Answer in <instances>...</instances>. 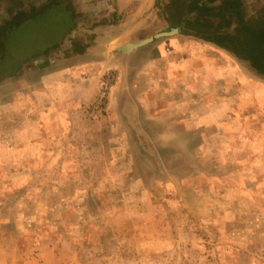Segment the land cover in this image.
<instances>
[{
    "label": "rangeland",
    "instance_id": "obj_1",
    "mask_svg": "<svg viewBox=\"0 0 264 264\" xmlns=\"http://www.w3.org/2000/svg\"><path fill=\"white\" fill-rule=\"evenodd\" d=\"M179 1L158 0L173 26ZM229 6L198 12L264 23V0ZM207 49L223 68L160 47L173 66L133 71L122 91L110 71L81 107L41 84L71 62L0 81V264H264V76Z\"/></svg>",
    "mask_w": 264,
    "mask_h": 264
},
{
    "label": "crops",
    "instance_id": "obj_2",
    "mask_svg": "<svg viewBox=\"0 0 264 264\" xmlns=\"http://www.w3.org/2000/svg\"><path fill=\"white\" fill-rule=\"evenodd\" d=\"M48 2V0H33V2L32 0H0V81L12 77L21 65L33 61L34 64L24 69V74L40 72L47 68L51 69L50 72H53L54 68H58L56 71H59L58 63H54L55 61L71 62L73 66L68 74L64 71L58 72L55 76L41 80V84L56 80L57 97L75 98V102L77 101V105L81 107L95 97L101 77L110 71H116L119 75L122 91L129 82L128 75L133 71L149 69L151 65L154 67L155 62L159 63L160 59L165 61V65L173 66L169 62V54L161 56L160 47L169 50L183 46L185 50L178 52V56L185 61L184 57L187 54L186 62L189 61V66L197 64L202 68L203 59L211 63L216 71L220 67L223 68V63H218L220 53L218 51L208 53L207 46H211V43L197 38L195 40L192 31L186 28L184 30L187 32L180 29L181 32L177 34L128 49L130 45L176 27L173 26L170 18L163 14L158 0H50L47 4ZM32 3L37 6H33ZM53 3L58 4L56 19L70 21L67 28L61 27L56 43L52 47L43 48L42 45L38 50L37 46L42 43L39 40L44 33L37 31L33 38L29 34L31 38L29 41L25 40L24 46H17L18 37L24 38L26 29L34 23L33 19H40L41 25L45 23L43 20L46 21L47 16H43L42 12ZM188 12L187 9L185 13L193 15L192 12ZM46 26L43 25L42 30L47 29ZM78 43L80 48H77ZM191 45H195L197 54L191 53ZM124 49L128 50L123 51ZM41 51L43 52L39 53ZM192 55L200 56L193 59ZM205 67H209L208 64ZM63 77H66L65 81H61L60 78ZM23 79L29 83L24 89L27 91L33 89L30 85L31 80ZM39 95L48 98V92H41ZM54 113L57 114V111L55 110Z\"/></svg>",
    "mask_w": 264,
    "mask_h": 264
},
{
    "label": "trees",
    "instance_id": "obj_3",
    "mask_svg": "<svg viewBox=\"0 0 264 264\" xmlns=\"http://www.w3.org/2000/svg\"><path fill=\"white\" fill-rule=\"evenodd\" d=\"M202 1L206 0L191 1V4L188 8V13H194L193 17L191 18L187 17V14L185 13L186 7L188 5L187 2L189 1H179V3L177 4V14L175 15V17L177 18V22L184 19L183 22L185 21V28L192 31V36L211 42L219 48L230 50L235 58L247 63V65L252 68L258 75L264 76V23L262 25H252L251 23L246 22L240 26L231 27L228 20L221 19L217 21L216 24H213V21H211V16H198L200 14L196 10L197 8H199L200 2ZM224 1L229 2V7H234V5L239 3L240 0ZM53 4L50 7H47V9L42 12L43 16H47V20L45 21V23L47 25L48 31H46V33L40 38L39 41H41L42 43L41 45L37 46L38 50H40V47L42 45L43 48H45V46L52 47L58 39L61 27L67 28L70 25V21H68L67 19L64 21L61 18L56 19L55 16H52L47 12L56 8L58 5L56 3ZM32 21L34 23L29 25L31 26L29 27L30 29L32 28V26H37L41 20L35 18ZM206 26H214V31L204 32L203 28ZM224 27L225 30H223ZM36 32L37 30L35 29L34 34H36ZM34 34H31L30 32L32 38ZM31 37H29L28 35L26 41H29ZM26 41L24 40L23 42ZM36 44L37 43H34V45ZM24 45L25 44H23V46ZM43 51L39 53H42Z\"/></svg>",
    "mask_w": 264,
    "mask_h": 264
},
{
    "label": "water",
    "instance_id": "obj_4",
    "mask_svg": "<svg viewBox=\"0 0 264 264\" xmlns=\"http://www.w3.org/2000/svg\"><path fill=\"white\" fill-rule=\"evenodd\" d=\"M191 1H192V0H190V1L188 2V5H187L186 9L189 8V6H190V4H191ZM34 25H35V24H34ZM184 28H185V27H184V22H182V24H181L180 26L172 27V29H169V30H167V31L161 32V33H159V34H156L155 36H152V37H150V38H148V39H146V40L140 41L139 43H136V44L130 45V46L128 47V49H129V48H137V47H140V46H142V45H145V44L151 43V42L155 41L156 39L161 38V37H164V36H170V35H173V34H177V33L181 32L180 29H181L183 32H187V30H184ZM29 29H30V28L28 27V28H27L28 33H29V31H30ZM28 35H29V34H28ZM25 36H27V34H25ZM27 38H28V36L26 37L25 40H27ZM22 43L25 44V42H23V41H22ZM128 49H124L123 51H127ZM124 53H125V52H124ZM32 63H34V61H33V62H30V63H27V64H23V65H21L20 67L17 68L16 72H14V75H19V74L24 70V68H25L27 65H31ZM14 75H13V76H14Z\"/></svg>",
    "mask_w": 264,
    "mask_h": 264
},
{
    "label": "built area",
    "instance_id": "obj_5",
    "mask_svg": "<svg viewBox=\"0 0 264 264\" xmlns=\"http://www.w3.org/2000/svg\"><path fill=\"white\" fill-rule=\"evenodd\" d=\"M109 81H110V80H106V81H105V84L108 83ZM107 88H108V86H107V87H106V86L104 87V89H103V93H102V96H105L106 91H107Z\"/></svg>",
    "mask_w": 264,
    "mask_h": 264
},
{
    "label": "flooded vegetation",
    "instance_id": "obj_6",
    "mask_svg": "<svg viewBox=\"0 0 264 264\" xmlns=\"http://www.w3.org/2000/svg\"><path fill=\"white\" fill-rule=\"evenodd\" d=\"M202 2H204V1H202ZM202 2H200V4H201ZM196 11L198 12V8H197V10H196ZM198 13H199V12H198ZM199 14H200V13H199ZM193 15H194V13H193ZM193 15H192V16H190V15H187V17H190V18H191V17H193ZM198 16H202V15H198ZM187 17H186V18H187ZM186 18H185V19H186Z\"/></svg>",
    "mask_w": 264,
    "mask_h": 264
}]
</instances>
